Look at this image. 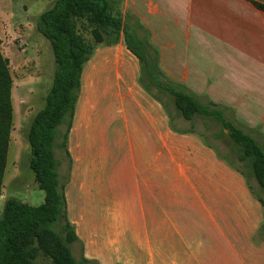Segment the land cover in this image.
<instances>
[{
  "label": "crops",
  "instance_id": "1",
  "mask_svg": "<svg viewBox=\"0 0 264 264\" xmlns=\"http://www.w3.org/2000/svg\"><path fill=\"white\" fill-rule=\"evenodd\" d=\"M256 3L264 0L117 7L149 29L170 79L264 135V10ZM140 77L123 36L98 44L84 64L67 174L59 167L73 248L87 264H264V196Z\"/></svg>",
  "mask_w": 264,
  "mask_h": 264
},
{
  "label": "trees",
  "instance_id": "2",
  "mask_svg": "<svg viewBox=\"0 0 264 264\" xmlns=\"http://www.w3.org/2000/svg\"><path fill=\"white\" fill-rule=\"evenodd\" d=\"M256 5L264 10V4ZM78 21L89 29L91 39L79 30ZM37 27L50 41L55 68L45 106L36 113L27 132L31 146L29 165L39 188L45 192V199L39 205L14 196L6 199L0 215V264H34L41 253L48 256L52 264H78L71 248L78 236L68 218L66 182L61 177V159L57 158L55 149L70 158L68 135L81 90L84 64L98 44L117 43L122 36L141 62L142 85L162 102L152 86L169 92L177 110L187 120H193L198 114L216 119L229 131L230 139L238 147L239 160L250 168L264 189V142L229 119L227 107L210 99L203 102L185 84L170 79L161 68L160 53L151 42L149 29L133 13L127 12L124 16L117 7V0H56L38 16ZM136 29H140L142 35ZM13 85L10 59L0 44V194L14 124ZM229 163L248 178L243 169ZM59 222L62 233L53 227ZM82 261L88 260L83 258Z\"/></svg>",
  "mask_w": 264,
  "mask_h": 264
},
{
  "label": "rangeland",
  "instance_id": "3",
  "mask_svg": "<svg viewBox=\"0 0 264 264\" xmlns=\"http://www.w3.org/2000/svg\"><path fill=\"white\" fill-rule=\"evenodd\" d=\"M55 0H0V44L5 56L10 59V68L14 78L13 106L14 124L11 132V141L8 152V162L4 177L3 191L5 195L14 196L28 202L31 205H39L44 202L45 192L40 189L35 181V173L30 168L29 159L31 146L27 139V132L36 113L45 106L46 96L52 86L54 77V56L49 40L40 34L37 27L38 16L52 7ZM119 6V5H118ZM123 7V6H122ZM122 12L124 8L118 7ZM36 17V19H27ZM79 30L91 39L89 29L78 21ZM142 35L140 29H136ZM28 44V49H21ZM22 52L20 53L19 52ZM152 91L163 100L167 109L173 115H181L177 110L173 96L167 91H160L152 86ZM207 102L206 97H201ZM229 119L255 136L260 142H264V135L259 128L250 129L229 110L226 112ZM205 135L206 140L213 144L218 152L229 162L243 169L249 182L256 193L264 196V189L258 184L251 170L238 158V147L229 137V131L214 118L204 115H196L193 120L187 122ZM64 129V128H62ZM61 129V131H62ZM262 134V135H261ZM57 158L61 159V171L67 174V157L60 149H55ZM4 208V201L0 200V215ZM57 232L62 233V223L53 225ZM74 256L78 257V264H87L82 261V253L73 248ZM34 264H52L51 259L41 253ZM93 264V263H92Z\"/></svg>",
  "mask_w": 264,
  "mask_h": 264
}]
</instances>
